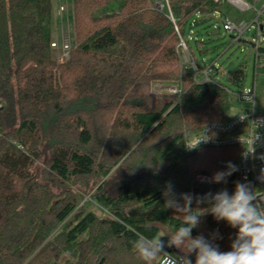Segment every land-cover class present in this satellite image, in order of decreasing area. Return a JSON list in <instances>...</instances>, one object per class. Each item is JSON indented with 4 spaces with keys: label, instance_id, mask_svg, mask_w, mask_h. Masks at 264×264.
I'll list each match as a JSON object with an SVG mask.
<instances>
[{
    "label": "trees",
    "instance_id": "1",
    "mask_svg": "<svg viewBox=\"0 0 264 264\" xmlns=\"http://www.w3.org/2000/svg\"><path fill=\"white\" fill-rule=\"evenodd\" d=\"M73 2L76 42L61 62L51 45L53 0H0V264H145L133 242L182 223L183 213L164 206L168 182L177 199L191 194L195 212L208 207L196 197L232 194L239 182L235 172L226 183L197 179L227 171L218 160L237 159L242 146L188 145L206 125L230 119V91L195 80L167 13L148 0ZM170 3L184 35L198 11L209 30L221 6ZM193 41L199 65L198 51L210 49L205 38ZM245 78L242 66L230 76L239 88ZM92 178L98 187L87 191ZM85 195L107 213L88 209ZM215 229L222 238L213 243L229 251L237 230L210 214L192 236Z\"/></svg>",
    "mask_w": 264,
    "mask_h": 264
},
{
    "label": "built area",
    "instance_id": "2",
    "mask_svg": "<svg viewBox=\"0 0 264 264\" xmlns=\"http://www.w3.org/2000/svg\"><path fill=\"white\" fill-rule=\"evenodd\" d=\"M161 11L167 13L175 24L178 32L179 52L183 64L191 63L194 67V76L197 82L215 81L221 84L219 77L214 78L216 69L219 68L217 60L212 61L205 66L203 70L194 61V58L189 47L190 40L199 39L201 36L198 33V28L203 26V20L207 15L202 14L200 11L196 12L190 19L187 25V33L184 35L178 24L177 18L173 13L170 0H148ZM218 4L222 5L229 2L243 11H252L253 17L248 21L239 23L234 22L231 18L226 16L221 8H217L210 17L212 30L215 32L224 31L230 33L234 41L246 42L251 44L255 50L254 58V81L251 85H243L239 88L237 93L238 98L247 105L235 114H230V119L226 122H214L206 125L201 131L192 135L188 140L190 147L194 146L198 140L208 138L202 141L199 146H242L240 155L237 159L221 158L218 160V165L224 170L227 169L229 162L235 165L237 171V180L241 183H250L254 189L257 190L259 195H264V182L258 177L262 175L264 170V115L256 111L257 99V77L259 71L264 68V0H215ZM61 11L65 10L62 5ZM255 28L256 33L247 41L244 35L251 29ZM52 47L58 52L57 58L59 61H65L70 54L73 47L71 36L68 32H64L61 42L52 41ZM203 74V80L198 78L199 73ZM223 85V84H221ZM227 90L229 88L225 86ZM172 92H182L179 87H172ZM4 103L0 100V110L3 108ZM2 131L0 128V137ZM198 146V147H199ZM254 149V152L251 151ZM201 182H209L211 176L207 174L200 175L197 178ZM90 198V196H88ZM164 252L160 254L159 258L154 264H170L172 258L178 254L164 248Z\"/></svg>",
    "mask_w": 264,
    "mask_h": 264
},
{
    "label": "clouds",
    "instance_id": "3",
    "mask_svg": "<svg viewBox=\"0 0 264 264\" xmlns=\"http://www.w3.org/2000/svg\"><path fill=\"white\" fill-rule=\"evenodd\" d=\"M203 138L191 148H196ZM251 151L254 152V149ZM227 171L216 172L210 179L211 183H226L227 177L237 171L231 162ZM264 182V170L258 177ZM165 208L183 213L182 223L167 236V247H175L179 255L172 258L170 264H193L190 257L195 254L194 264H264V195H259L250 183L236 182L234 192L229 194L222 189L215 194L209 192L203 197H196L197 204L206 203L208 207L203 211H193L191 194H181L177 199L168 182L164 192ZM183 203H180V201ZM212 215L216 221H225L229 227L236 229L229 251H220L219 245L212 241L220 239L219 233H214L211 240L203 235L192 236V230L197 228L201 217ZM164 237V236H163ZM165 241L162 237H141L133 242L138 257L150 264L164 252Z\"/></svg>",
    "mask_w": 264,
    "mask_h": 264
},
{
    "label": "rangeland",
    "instance_id": "4",
    "mask_svg": "<svg viewBox=\"0 0 264 264\" xmlns=\"http://www.w3.org/2000/svg\"><path fill=\"white\" fill-rule=\"evenodd\" d=\"M54 11L60 7V5H63L65 7L66 13L69 16V20L66 22V26H63V32H61V26L58 28L59 31H56L53 27V41L61 42L62 36L64 32H68V34L71 36V40L73 44L76 42L75 37V25H74V12H73V0H54ZM117 6L115 4L111 5V9L115 10ZM222 12L231 18L234 22L239 23L242 21H250L253 17L252 11H243L236 7L235 5L225 2L221 6ZM104 9H100L98 11L99 14L104 13ZM210 24V31L206 36V43L203 46L204 49H210V52L207 53H200L198 51V62H199V68L203 70L206 65L211 63L212 61L217 60V63L220 68V76L219 79L221 83L230 89V101H231V107L229 110L230 114H235L242 110L247 104L242 102L238 98V91L239 87L235 86L231 80L230 76L232 75L233 71L238 68L239 66H242L246 72V78L244 83L246 85H251L254 81V58L256 50L255 48L246 42H239L234 41V39L231 37L230 33H226L224 31L215 33V31L212 30L211 27V21H209ZM205 27V26H204ZM203 30H206V27L203 28ZM256 29L251 28L245 35L244 38L247 41H250L251 38L255 35ZM191 47H195V42L193 40H190ZM55 56L58 55V52L56 49L54 50ZM203 74L200 72L198 75L199 80H203ZM257 99H256V111L260 114L264 115V68L259 71V75L257 77ZM156 87L162 91V92H170L171 88L168 87H162V85L158 84ZM174 87V86H173ZM172 92V91H171ZM40 165V163L38 164ZM219 172V171H217ZM214 173H208L207 175L213 176ZM203 175V173L198 174L197 178ZM95 179H91L90 186L88 187V190H96L98 186L95 184ZM86 192V191H85ZM89 195H85L83 197V202L86 201L87 208L90 210L95 211L98 215L104 216L107 211L104 209L95 199L88 198ZM174 231L172 228L165 227L164 230L159 234L158 237H162L163 240L167 241L166 234H171ZM201 235H205V231L201 230ZM214 233H219V236L221 235L219 229H215L213 232L206 235V239L211 240L212 235ZM165 238H164V237ZM215 241V240H214ZM212 241V242H214ZM175 253V252H174ZM160 256V255H159ZM159 256L156 257L155 260L151 261L150 264H154Z\"/></svg>",
    "mask_w": 264,
    "mask_h": 264
},
{
    "label": "crops",
    "instance_id": "5",
    "mask_svg": "<svg viewBox=\"0 0 264 264\" xmlns=\"http://www.w3.org/2000/svg\"><path fill=\"white\" fill-rule=\"evenodd\" d=\"M54 2V0H53ZM62 5H60L61 7ZM222 6V5H221ZM220 6V8H221ZM60 7L57 8L55 11H54V8H53V23H52V28L54 27L56 31H59L60 29L58 28L59 26H61V32H63V26L65 27L66 26V22L70 19L68 14L66 13V10L64 11H61L60 10ZM222 10V9H221ZM210 30L206 29V30H203V26H202V33H203V36H201V38H205V33L207 34ZM53 32V30H52ZM215 33H218V32H215ZM206 37H209V36H206ZM206 39V38H205ZM202 81V80H201ZM245 85V83H244Z\"/></svg>",
    "mask_w": 264,
    "mask_h": 264
}]
</instances>
